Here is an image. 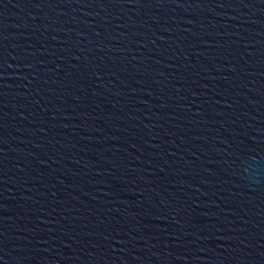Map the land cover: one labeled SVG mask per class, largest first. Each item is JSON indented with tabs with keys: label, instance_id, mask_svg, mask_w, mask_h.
<instances>
[{
	"label": "water",
	"instance_id": "1",
	"mask_svg": "<svg viewBox=\"0 0 264 264\" xmlns=\"http://www.w3.org/2000/svg\"><path fill=\"white\" fill-rule=\"evenodd\" d=\"M0 264H264V0H0Z\"/></svg>",
	"mask_w": 264,
	"mask_h": 264
}]
</instances>
